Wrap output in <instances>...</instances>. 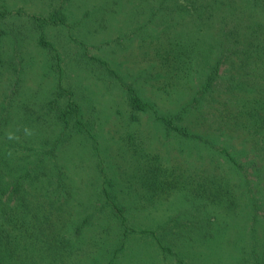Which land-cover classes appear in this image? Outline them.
Here are the masks:
<instances>
[{
  "label": "rangeland",
  "instance_id": "1",
  "mask_svg": "<svg viewBox=\"0 0 264 264\" xmlns=\"http://www.w3.org/2000/svg\"><path fill=\"white\" fill-rule=\"evenodd\" d=\"M254 7L223 25L221 17L205 22L206 0H0V163L9 179L0 243L9 244L13 264H243L235 245L211 248L202 236L189 249L180 241L181 230L223 221L245 232L249 244L238 248L259 244L264 257V194L247 193L250 181L264 193V146L238 121L241 105L264 96V56L229 60L202 92L237 34L246 45L253 24L264 22ZM130 90L191 137L228 145L243 167L218 156L202 161L155 110L133 109ZM212 174L227 180L225 206L190 190ZM181 177V192L149 185ZM147 229L157 239L140 232Z\"/></svg>",
  "mask_w": 264,
  "mask_h": 264
},
{
  "label": "trees",
  "instance_id": "2",
  "mask_svg": "<svg viewBox=\"0 0 264 264\" xmlns=\"http://www.w3.org/2000/svg\"><path fill=\"white\" fill-rule=\"evenodd\" d=\"M206 2H207V6H209L208 8L209 12L204 17L205 22L207 23H209L210 20L214 17L215 18L221 17L224 21L223 25L226 23V21H230V20L234 21L233 15H235V11H237L238 9H240L241 11H244V9H246V11L252 12L250 8V4L255 5L253 10L258 8V10L262 14H264V0H206ZM253 25L255 26V28L252 27L253 31L250 33V35H248V38H247L248 44L242 45L241 40L237 34L236 40L234 39L235 40L234 45L226 48L221 54L222 57L216 60L215 63L210 67L209 70L211 72L209 73L207 77L208 82H207L206 88H204L202 92H206L207 89H210L216 84V81L219 77V70L221 69L223 65L228 63L229 60L232 61L233 58H237V59L243 58L245 60H248L254 57L255 55L256 57L264 56V22L257 21ZM223 29L224 31H227L226 26ZM252 33H254L255 35H253ZM226 35L228 36V38L230 37L229 33H226ZM212 50L213 48L206 50L204 52L206 59L209 58ZM258 59H263L264 61V58H258ZM196 100L197 102L199 101L198 98H196ZM129 101H130L132 108L135 110L143 111V112L155 110L154 107L149 102L144 100L140 96V94L135 90H130ZM70 105H73V103H70ZM241 106L243 107L239 109L240 120H238L241 123L240 128H243L244 131L248 130L251 134L255 136L256 139H259V143L262 146H264V96L260 99L258 98L255 99V101H252L250 104L246 103ZM153 112L155 113L154 115L156 116L157 120L162 121L166 125L168 130H173L176 133L183 134L185 138L188 139L189 142L193 143L192 144L193 151H191V153L194 154L198 152L197 154L199 158H201L202 161L203 159H210L209 161L211 162L213 158L218 156V157H222L223 161L231 163L232 166L235 168L243 167V165L241 164L239 160V157L234 153L232 148H230L228 145H219L215 141L206 140L201 136L191 137L189 131L187 132L185 129L176 125L173 122L174 121L173 118H168L162 115H158V112L156 110ZM67 116H68V113L64 112L63 115H61V119L66 121L65 123L68 124ZM202 142H204L203 146L207 147L206 151L208 152H206L205 150L203 151L201 150ZM195 147H197L196 152H194ZM25 150L28 151L30 150V148L28 146H25L23 151ZM40 153L42 152H38L37 156L42 157L43 155H41ZM29 156L30 154H28L24 159L28 158ZM24 162L27 163L26 161ZM3 165H4L3 163H0V197L2 198V196L4 197V195H7L8 199L3 200V203H2L1 198H0V203L2 204L1 206L3 208H7L9 212V179L5 180V178H3V175H4L2 174ZM258 172L260 174L259 176L260 179L262 178V176L264 177L263 167L259 168ZM182 177L174 178L171 181L169 180L166 186H164L163 184L159 182L153 181V180L150 182L149 185L151 186V188L153 189V192L155 193H161V191L166 192L167 194L172 191L181 192L182 190H184V187H185V183L183 182ZM226 182L227 180L224 182V180H222L221 178H218L217 175L212 174L210 176L202 177V181H200L199 182L200 184L196 187L193 186L196 183V181L193 182L191 184L192 187L190 188V190L193 192H196L195 196L198 197L199 200L202 199L204 203L209 202V205L225 206L224 194L230 193V188L228 187V184ZM247 193H250L251 197L254 194H256L257 196H262L264 194L259 183L254 182V181H250V185L248 184ZM187 197L188 196L186 195L184 198L185 201H187L189 198L191 199L193 198V197H188V198ZM255 202H257L255 207L259 209L260 208L259 203H258L259 200H253L254 204ZM186 203L187 204L185 205V207L190 208L188 201ZM204 203L198 206H202L200 208H203ZM112 204L115 210L117 211L116 215L121 220L123 227L126 230H128L129 229L128 228V217L125 215L124 209L121 208L115 202H112ZM198 206L195 212L201 211L200 208H198ZM199 222L201 223L203 221L199 220ZM223 222H221L220 224L217 223V225L215 224L207 229H205L204 226H202V227H194L190 230V232H185L184 230H181L183 235L180 237V241L183 242V240L185 239V242L189 243L188 247L190 249L191 243H196L197 241H199L200 237L205 236L204 240H207V242L210 239L213 240L212 243L209 244L211 245V248L214 245V247L216 248L218 247V249L221 246L222 248L228 247L229 250H231L230 245H233V246L235 245V248L238 251L235 255V258L239 259L240 261H243V264H264V257L262 258L261 254L258 253V251L260 250L259 244L253 245L252 249L244 248L246 246L238 248L239 243L244 244L246 242L247 244H249V241L246 238L245 232H241V228L235 226L234 223H232L231 221L230 223H225V224ZM234 230L236 231L237 237L232 234ZM140 232L142 233L150 232L155 238L157 237L156 232L154 233L153 231L148 230V229L142 230ZM258 233H259V230L256 228V230L253 231V234H251V237L252 238L254 237L257 239ZM229 239L234 240V243L229 244ZM235 240H237V242ZM159 244L161 245V247L164 246L165 250H171L170 248H167L164 245L163 241L159 240ZM177 245H179L178 242H177ZM200 247L201 246H199L198 248ZM178 248L180 249L181 246L179 245ZM254 253L256 255L253 256L254 257L253 258L254 261H253L252 255ZM194 254L196 257L202 258V254H200L199 251ZM176 255L180 256L179 253H177ZM238 255L239 257H237ZM13 260H14L13 254L11 256L9 254V244L1 242L0 243V264H13V262H15V260L14 261ZM19 264H24V263L19 262ZM110 264H113V262Z\"/></svg>",
  "mask_w": 264,
  "mask_h": 264
},
{
  "label": "clouds",
  "instance_id": "3",
  "mask_svg": "<svg viewBox=\"0 0 264 264\" xmlns=\"http://www.w3.org/2000/svg\"><path fill=\"white\" fill-rule=\"evenodd\" d=\"M24 133H25L26 136H31V135H33V130L30 129V128H28V127H24ZM7 138H8L9 140H15V139H18V137H16L15 135H13V134H11V133L8 134ZM8 154L11 155L10 152H9Z\"/></svg>",
  "mask_w": 264,
  "mask_h": 264
}]
</instances>
